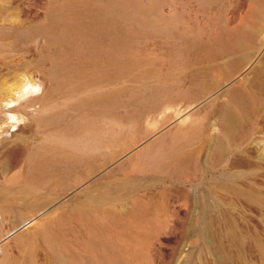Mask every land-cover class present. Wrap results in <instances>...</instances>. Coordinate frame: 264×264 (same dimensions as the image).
I'll return each instance as SVG.
<instances>
[{
  "label": "rangeland",
  "instance_id": "1",
  "mask_svg": "<svg viewBox=\"0 0 264 264\" xmlns=\"http://www.w3.org/2000/svg\"><path fill=\"white\" fill-rule=\"evenodd\" d=\"M85 212L128 219L108 225L117 263L86 246ZM261 248L264 0H0V264Z\"/></svg>",
  "mask_w": 264,
  "mask_h": 264
},
{
  "label": "bare ground",
  "instance_id": "2",
  "mask_svg": "<svg viewBox=\"0 0 264 264\" xmlns=\"http://www.w3.org/2000/svg\"><path fill=\"white\" fill-rule=\"evenodd\" d=\"M27 83V82H26ZM36 84V83H35ZM28 85L37 86L33 83H29ZM9 102V101H8ZM11 115L14 114H10ZM85 215V216H84ZM83 215V219L87 222V240H86V246L88 248H93L97 243H100L102 247L105 249H108L110 247H113L116 242H119L118 233L115 230H110L108 228V225H112L115 227H125L128 224V219H125L124 217H119L116 215H112L111 213H106L105 217V223L104 225L99 228V230L95 227L91 219L88 217V214L86 212ZM106 257L104 258L108 260L111 263H117L118 259L114 256L112 252L108 251L106 252ZM261 254L262 259L260 260L259 264H264V248H261Z\"/></svg>",
  "mask_w": 264,
  "mask_h": 264
},
{
  "label": "clouds",
  "instance_id": "3",
  "mask_svg": "<svg viewBox=\"0 0 264 264\" xmlns=\"http://www.w3.org/2000/svg\"><path fill=\"white\" fill-rule=\"evenodd\" d=\"M41 92H42L41 85H37V86L27 85L24 89H22L20 92L16 94L17 96L16 101L6 106L7 107L14 106V104L26 100L30 95H39ZM10 119L11 121H16L17 117L15 115H11ZM21 123H23V121L17 122L16 127L12 128L11 131H16L20 127ZM4 126L6 127L7 125Z\"/></svg>",
  "mask_w": 264,
  "mask_h": 264
}]
</instances>
